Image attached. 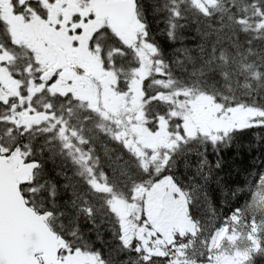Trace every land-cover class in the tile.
<instances>
[{
	"label": "trees",
	"instance_id": "trees-1",
	"mask_svg": "<svg viewBox=\"0 0 264 264\" xmlns=\"http://www.w3.org/2000/svg\"><path fill=\"white\" fill-rule=\"evenodd\" d=\"M135 5L154 50L150 72L141 82L145 124L154 132L165 121L170 135L182 137L170 152V163L144 168L140 157L116 138L114 125L87 102L48 93L35 100L41 120L25 130L22 152L39 168L23 195L37 212L52 214L51 228L73 250L98 255L104 264H172L170 250L146 259L135 251L137 242L127 246L129 229L123 232V222L141 227L145 217L128 213L123 219L113 207V201L130 203L137 191L169 177L186 196L196 230L177 235L168 248L202 263L216 236L228 230L254 239L246 264H264V200L257 199L260 191L264 196V124L217 140L202 134L186 137L181 117L172 114L177 112L173 103L158 98L188 92L223 110L264 114V0H219L208 12L192 0H135ZM91 45L103 68L115 76V92L128 93L141 67L137 53L109 29ZM9 110L0 103L5 151L21 143L8 121Z\"/></svg>",
	"mask_w": 264,
	"mask_h": 264
},
{
	"label": "rangeland",
	"instance_id": "rangeland-1",
	"mask_svg": "<svg viewBox=\"0 0 264 264\" xmlns=\"http://www.w3.org/2000/svg\"><path fill=\"white\" fill-rule=\"evenodd\" d=\"M128 1L133 4V0ZM218 1L193 0L203 12L216 8ZM13 33L15 34V30ZM118 36L124 44L136 51L141 61V68L136 72L128 93L115 92L116 82L113 73L103 70L100 63L90 67L92 71L89 74L92 76H87L89 78L87 82L84 72L80 77L75 74L72 82L64 84L58 91L63 95L71 93L87 101L94 110L114 125L116 138L139 156L142 164L147 167L164 166L170 159L169 150H172L182 137L171 136L163 121L159 122L158 129L154 132L145 125L143 113L145 99L141 90V80L150 72L154 50L147 43L143 26L136 18L130 28L119 31ZM3 64L4 62L0 61V67ZM93 81L94 85L91 84ZM2 84L0 80V102L3 100L1 92L4 86L7 87ZM41 90L43 87L37 88L36 92L42 93ZM158 98L173 103L177 112L172 114L181 117L186 137L202 134L217 140L230 131L264 124V114L261 112L244 108L223 110L215 106L209 98L193 97L188 92ZM13 121L9 120L10 123ZM96 186L104 192L107 190L104 185ZM134 196L130 203L113 201V207L120 210L121 215L143 213L145 217L143 226L135 227L130 239L138 242L147 259L152 256H165L164 252L167 249L171 251L172 264H246L249 261L250 252L255 248L254 239L245 240L240 234L228 230H222L216 236L209 259L202 263L187 261L179 248H168L174 243L177 235L193 234L196 230L188 216V200L170 179L160 181L147 192L137 191ZM257 199L264 200L261 191ZM123 225V232L126 233L125 222ZM67 256L70 259L85 258L83 262L85 264H102L95 256L84 257L82 254Z\"/></svg>",
	"mask_w": 264,
	"mask_h": 264
},
{
	"label": "flooded vegetation",
	"instance_id": "flooded-vegetation-1",
	"mask_svg": "<svg viewBox=\"0 0 264 264\" xmlns=\"http://www.w3.org/2000/svg\"><path fill=\"white\" fill-rule=\"evenodd\" d=\"M106 1L113 0H0V61L4 62L0 74L4 72L10 85L8 92L3 91L9 107L18 105L33 87L32 98L16 111H36V99L59 84L71 83L80 69L87 70L83 72L88 81L90 67L98 61L91 45L96 35L109 29L118 39L122 31L94 9ZM16 53L18 68L12 57ZM39 87L42 93L36 92ZM79 262L72 258L66 264Z\"/></svg>",
	"mask_w": 264,
	"mask_h": 264
},
{
	"label": "water",
	"instance_id": "water-1",
	"mask_svg": "<svg viewBox=\"0 0 264 264\" xmlns=\"http://www.w3.org/2000/svg\"><path fill=\"white\" fill-rule=\"evenodd\" d=\"M100 8L106 9L100 10L102 16L121 28H127L134 16L132 7L125 1L103 3ZM31 96L30 92L27 99ZM13 116L23 140L22 127L38 117L14 111ZM22 145L7 154H2L0 149V264H64L59 253L66 248V242L48 226L51 214H39L31 209L21 192V187L29 184L39 167L37 162L28 163L22 158Z\"/></svg>",
	"mask_w": 264,
	"mask_h": 264
},
{
	"label": "bare ground",
	"instance_id": "bare-ground-1",
	"mask_svg": "<svg viewBox=\"0 0 264 264\" xmlns=\"http://www.w3.org/2000/svg\"><path fill=\"white\" fill-rule=\"evenodd\" d=\"M254 193V192H253ZM252 197H253V195H252Z\"/></svg>",
	"mask_w": 264,
	"mask_h": 264
}]
</instances>
